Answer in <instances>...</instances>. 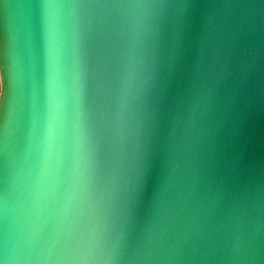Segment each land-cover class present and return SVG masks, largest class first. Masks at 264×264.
Listing matches in <instances>:
<instances>
[{
	"label": "water",
	"instance_id": "1",
	"mask_svg": "<svg viewBox=\"0 0 264 264\" xmlns=\"http://www.w3.org/2000/svg\"><path fill=\"white\" fill-rule=\"evenodd\" d=\"M0 264H264V0H0Z\"/></svg>",
	"mask_w": 264,
	"mask_h": 264
}]
</instances>
